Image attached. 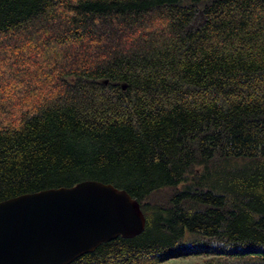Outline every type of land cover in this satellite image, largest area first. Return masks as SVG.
Wrapping results in <instances>:
<instances>
[{
	"label": "trees",
	"instance_id": "obj_1",
	"mask_svg": "<svg viewBox=\"0 0 264 264\" xmlns=\"http://www.w3.org/2000/svg\"><path fill=\"white\" fill-rule=\"evenodd\" d=\"M86 178L145 226L68 264H264V0H0V200Z\"/></svg>",
	"mask_w": 264,
	"mask_h": 264
},
{
	"label": "water",
	"instance_id": "obj_2",
	"mask_svg": "<svg viewBox=\"0 0 264 264\" xmlns=\"http://www.w3.org/2000/svg\"><path fill=\"white\" fill-rule=\"evenodd\" d=\"M144 226L138 200L110 182L86 178L20 193L0 200V264H68Z\"/></svg>",
	"mask_w": 264,
	"mask_h": 264
},
{
	"label": "rangeland",
	"instance_id": "obj_3",
	"mask_svg": "<svg viewBox=\"0 0 264 264\" xmlns=\"http://www.w3.org/2000/svg\"><path fill=\"white\" fill-rule=\"evenodd\" d=\"M200 255H187V256H179V257H171L168 259V262L174 264H182V263H189L192 261L200 260Z\"/></svg>",
	"mask_w": 264,
	"mask_h": 264
}]
</instances>
